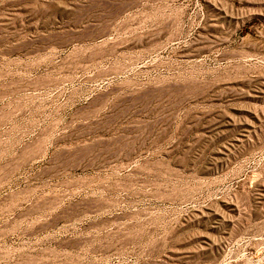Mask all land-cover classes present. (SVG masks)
Wrapping results in <instances>:
<instances>
[{
    "label": "rangeland",
    "instance_id": "374dc122",
    "mask_svg": "<svg viewBox=\"0 0 264 264\" xmlns=\"http://www.w3.org/2000/svg\"><path fill=\"white\" fill-rule=\"evenodd\" d=\"M0 264H264V0H0Z\"/></svg>",
    "mask_w": 264,
    "mask_h": 264
}]
</instances>
